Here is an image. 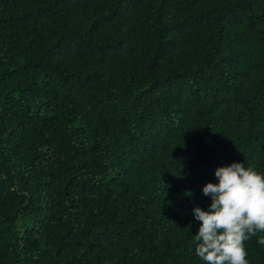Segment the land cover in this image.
I'll list each match as a JSON object with an SVG mask.
<instances>
[{
    "label": "trees",
    "instance_id": "trees-1",
    "mask_svg": "<svg viewBox=\"0 0 264 264\" xmlns=\"http://www.w3.org/2000/svg\"><path fill=\"white\" fill-rule=\"evenodd\" d=\"M233 162L264 173V0H0V264H203Z\"/></svg>",
    "mask_w": 264,
    "mask_h": 264
},
{
    "label": "clouds",
    "instance_id": "clouds-1",
    "mask_svg": "<svg viewBox=\"0 0 264 264\" xmlns=\"http://www.w3.org/2000/svg\"><path fill=\"white\" fill-rule=\"evenodd\" d=\"M203 194L211 197L208 210L194 208L201 221L195 235L196 255L203 264H248L246 242L264 233V173L233 162L215 171ZM257 242L264 245V236Z\"/></svg>",
    "mask_w": 264,
    "mask_h": 264
}]
</instances>
